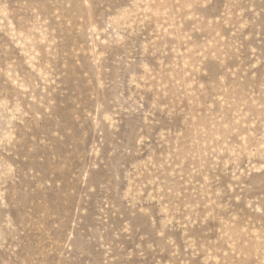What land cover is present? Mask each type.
Returning <instances> with one entry per match:
<instances>
[{
  "label": "rangeland",
  "instance_id": "1",
  "mask_svg": "<svg viewBox=\"0 0 264 264\" xmlns=\"http://www.w3.org/2000/svg\"><path fill=\"white\" fill-rule=\"evenodd\" d=\"M0 264H264V0H0Z\"/></svg>",
  "mask_w": 264,
  "mask_h": 264
}]
</instances>
